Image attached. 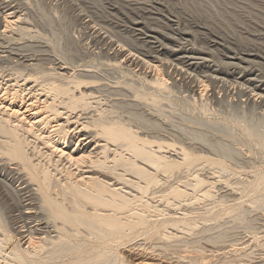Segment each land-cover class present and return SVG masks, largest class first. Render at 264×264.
Segmentation results:
<instances>
[{"label": "rangeland", "instance_id": "1", "mask_svg": "<svg viewBox=\"0 0 264 264\" xmlns=\"http://www.w3.org/2000/svg\"><path fill=\"white\" fill-rule=\"evenodd\" d=\"M9 5L22 20L9 31L0 27V82L3 78L14 82L19 72H27L17 65L22 58H40L44 69L52 66L49 60H55L67 68L64 73L91 77L79 79L81 85L77 87V91L91 93L90 101L86 100L90 107L85 111L88 115L83 113V118L103 113L115 120L123 119L139 138L170 143L172 149L164 150L170 160L180 162L181 148L200 160L196 166L188 167L189 170L149 169L151 178H157L158 184L151 185L147 192L142 188L145 181L140 180L141 183L133 175L124 174V179L127 177L132 182L135 179V185L128 183L127 187L108 174L109 182L134 194L130 209L135 205L138 208L120 217L123 220L128 217L125 221H130V213L137 209L136 213L142 212L147 224L143 230H132L125 238L109 243L84 237V241L80 240L81 256L91 255L97 260L95 264H130L134 258L160 264H264V104L255 99L249 101L238 88L233 89L237 81L234 77L225 78L224 84L206 82L207 89L203 90L198 79L208 75V71L200 69L191 76H180L172 65H176L172 53L181 49L202 54L213 69L235 77L254 74L264 82V64L260 62L264 58V0H0V11ZM136 24L139 26L135 27ZM149 47L166 49L159 56L160 60L168 61L166 65L158 64L160 73L137 61L138 64L124 62L130 52L150 62ZM120 50L123 51L119 53ZM246 53H253L258 59L253 63L241 62ZM226 57L234 58L229 61L231 64ZM216 144L226 146L231 155L225 158L209 148ZM73 145L72 141L69 147ZM37 146L42 153L47 151L40 143ZM153 148L157 150L156 146ZM41 159L33 157L36 163ZM216 161H221L225 168L212 165ZM10 167L15 165L8 162L0 165L3 182L0 183V214L12 229L9 233L0 232V241L4 240L0 242V264L15 263L8 254L27 247V233H17L23 219L19 200L15 198L18 194L15 191L25 188L20 178H26L23 171L22 174ZM118 169L115 172L123 175ZM178 189L187 192L179 196L174 191ZM203 192L207 194L203 196ZM152 225L158 230L155 234H150L155 232ZM162 235L172 237L165 239ZM30 247L29 252L33 251ZM41 257L38 253L34 255L41 263H58L54 258L47 262L44 254ZM74 258L75 255L67 257L58 264Z\"/></svg>", "mask_w": 264, "mask_h": 264}, {"label": "bare ground", "instance_id": "2", "mask_svg": "<svg viewBox=\"0 0 264 264\" xmlns=\"http://www.w3.org/2000/svg\"><path fill=\"white\" fill-rule=\"evenodd\" d=\"M10 5L7 6L6 10L4 9L3 12L0 11V27L4 26V30L8 29V31L9 28H12L13 25H17L22 20L17 15L14 7ZM138 26L139 24L135 25V27ZM149 44L153 45L151 42H149ZM149 48H151V50H148L151 51L152 55L151 57L149 56L150 59L148 60H151L150 62H153V64L145 60L144 57L135 53L133 54L132 52H130L128 56L125 55L126 57L124 62L127 64H135L137 61L138 63L140 62L143 65H147L152 68L155 70V73L156 71L160 73L161 71L158 70L160 66H158V64L166 65L168 62L162 59L160 60L159 57L164 54V50L166 49L163 50L164 47L159 49L160 46L159 48ZM21 49L23 50L24 48ZM122 51L123 50H120L119 53ZM246 54L245 57L242 56L243 59H241V62H255V60L258 59V57L253 55V53ZM4 55L5 54L2 56ZM172 56L176 61V65L172 64L173 70L175 69L179 75L181 74L180 76H191L192 72H196L200 69L209 72H206L208 75L203 74L204 76L201 77V80L198 79V84L202 85L201 87H203V90L207 87L205 85L206 82H210L212 85L217 83L224 84V81H227L225 78L230 76L234 77L235 81L237 80L234 82V86H232L233 84L231 85L233 89L238 88L240 92L244 93V96H246L249 101L255 99L261 104H264V82L260 81L259 77L254 74H247L246 77H235V75L228 74L227 72L224 73L219 69H213L206 57L202 54H193L190 51H181V49L179 52L174 51ZM8 57L6 54V58ZM17 58L19 59V57ZM28 58L20 59L18 61L19 63L16 61L18 63L17 65H20L19 68L22 67L24 69L23 71H27L25 74H23V72H19L18 79L21 77V81L16 78L18 81L15 79L14 82L10 83L8 78L7 80L3 78V80H1L2 82H0V165L5 162L13 163V165H15V167L18 166V168L10 167V170H16L18 172L19 170L21 172L23 171L26 178L25 180H23L24 177L20 178V182L23 185L25 184L26 191L21 190H25L23 187L19 191H15L18 192L15 198H18L17 200H19V208H21L20 215L23 219L22 226L19 228V232L17 233H27V247L25 249H14L13 254L10 253L8 254L9 256H7H12L11 258L15 260V263L17 264H44L41 263L39 258L38 260L35 259L36 257L34 258L35 253H38L40 258H42L41 255L44 254L47 262L48 260H52V258H54L53 260L58 263L67 257L69 259L71 257L73 258L75 255V258L73 260L71 259V262H64V264H91V262L92 264H95L97 260L91 255L90 257L93 259L90 257V259L88 257L83 258L81 256L80 252L82 243L80 240L84 241L83 238L88 237L91 240L97 239L99 241H106V243H109V241H114L113 239H122L127 232H131L132 230H143L147 224L142 212L136 213L138 209L136 205L135 207L137 209L135 213H130V216L132 217V219L129 217L131 219L130 221H125L128 217H125V220L120 217L124 214V216H126L127 212H134V206L133 210L132 208L130 209V205H132L131 201L135 200L133 196L134 194L131 195V193L126 190L123 191V187H117V184L109 182L106 176H113L117 181L127 184V187L128 183L132 185L134 184V177H136L139 181H145V185L142 188L144 189V192H147V189L151 185L158 184V182L155 181L157 178L155 180L151 178L149 169L154 171H173L179 168L187 169L188 167L196 166L195 163L199 160V157L191 155L186 152V150L181 148L179 151L182 153L180 162L170 160V156L167 157L164 155L167 153L164 151L165 148L172 149L173 146L170 145V143L166 144L165 142L160 141L152 142L146 140L145 138H139L137 136L138 134L135 135L133 129H130V126L123 123V119L115 120L105 114V116H103V113L95 116L96 118L91 115L90 117L88 116L89 118H86L85 116L83 118V113L90 108L88 104L89 102L87 103V98H90L91 93L86 94V91L83 90L77 91V87L81 85L79 79L91 77L88 76V74L77 76V74L74 73L75 75H73L72 73H67L68 71L64 73L63 71L67 68L61 67V65L55 63V60L50 61V58L48 59V62H50L52 66H50L49 69L47 68L48 70L44 69V66V68H42L41 64L43 60L41 61L40 58L39 60L36 58L33 60ZM226 60H228V63L229 61L234 60V58L226 57ZM137 62L136 64H138ZM260 62L264 64V58H260ZM229 63L231 64V62ZM47 73H50V75L48 76ZM161 80L163 84L166 83H164L165 80L163 78H161ZM76 91L77 94H75ZM81 120L85 121L81 122ZM90 128H93V130ZM195 138H197V140H201L200 137ZM72 141L74 142V145L73 148H70L69 144L72 143ZM38 143L42 145V149H46L47 151L42 153L37 146ZM154 146H156L157 150L153 148ZM225 147L217 144L212 146L209 145V148L225 155L224 157L226 158V156L231 155V151ZM29 149L30 153H28ZM170 153L172 152L170 151ZM191 153L193 154V152ZM111 155L112 157L110 158ZM35 156L42 158L45 163L39 160L37 163L33 161V157ZM41 162L44 163L42 167L40 166L42 164ZM63 162L65 163L63 164ZM206 162L205 163L208 164V161ZM213 164L218 166L220 169L225 168L221 161L212 162V165ZM66 165L68 166L66 167ZM86 165H89V167ZM84 168L89 169H85V171H83ZM118 168L124 172L123 175L122 173L118 174L115 172ZM126 173L129 176H134L133 182L127 177L124 179V174ZM197 177L198 176H195L196 179L200 178ZM120 182L119 184H122ZM0 183H3L2 179H0ZM204 183H206V181ZM132 188L137 190L139 189V187L135 188V186ZM174 191H176L175 194H179V196L184 195L185 192H187H183V190L181 191L179 189L178 191ZM205 193L203 192V196H205ZM143 194L144 193H142V195ZM141 199L143 198H140V201ZM135 202L138 203L137 200ZM145 208L146 207L143 208V211ZM27 221H31L29 223L31 226L27 224ZM153 221L154 223L156 222V220ZM167 222L165 223L168 225ZM150 224H152V222ZM178 225L174 224L176 227ZM162 226L164 227L165 225L162 224ZM174 226L172 227L176 228ZM182 226H185V224ZM160 227L158 229H160ZM163 227H161V230H163ZM166 227L167 226H165V228ZM151 229L155 231L156 228L153 226ZM11 230L12 229H10L6 218L0 214V232L9 233ZM140 230H138V232ZM156 232H158V230L150 232V234H155ZM126 236L128 235H125V237ZM163 237L165 238V235ZM168 237L165 239H168ZM158 239H160V237ZM2 241L4 240L1 238L0 242ZM1 246L2 244L0 243V249ZM29 246H31V249L33 248V251L29 252ZM107 246L108 245L106 244V247ZM91 252L93 253V251ZM102 258H99V260ZM133 261L137 262L135 263ZM138 262V258H134L129 263L160 264L144 260L139 263Z\"/></svg>", "mask_w": 264, "mask_h": 264}]
</instances>
